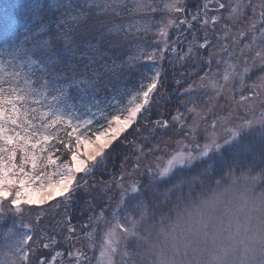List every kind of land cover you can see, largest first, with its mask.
I'll list each match as a JSON object with an SVG mask.
<instances>
[{
    "label": "snow or ice",
    "instance_id": "6c2138e0",
    "mask_svg": "<svg viewBox=\"0 0 264 264\" xmlns=\"http://www.w3.org/2000/svg\"><path fill=\"white\" fill-rule=\"evenodd\" d=\"M188 2L0 0V224L14 218L0 229V264H93L97 248L95 264H143V223L157 208L141 200L129 210L127 201L142 187L157 192L158 178L197 156L180 141L162 168L141 171L142 158L173 136H191L198 148L202 113L226 89L240 93L253 118L228 129L224 143L244 127L264 129V0H205L195 11ZM205 132L202 156L223 146L215 127ZM118 141L136 156H122L117 167ZM55 144L68 159L54 155L62 151ZM110 160L119 198L97 215L90 192L97 185L88 180ZM126 174L147 183H125ZM81 192L86 219L73 223ZM45 206L58 211L61 239L44 230L34 239L24 220L26 210L43 215Z\"/></svg>",
    "mask_w": 264,
    "mask_h": 264
},
{
    "label": "clouds",
    "instance_id": "9594fccd",
    "mask_svg": "<svg viewBox=\"0 0 264 264\" xmlns=\"http://www.w3.org/2000/svg\"><path fill=\"white\" fill-rule=\"evenodd\" d=\"M146 217L143 264H264V169L177 181Z\"/></svg>",
    "mask_w": 264,
    "mask_h": 264
},
{
    "label": "trees",
    "instance_id": "16d2710c",
    "mask_svg": "<svg viewBox=\"0 0 264 264\" xmlns=\"http://www.w3.org/2000/svg\"><path fill=\"white\" fill-rule=\"evenodd\" d=\"M202 74L203 73H201V75ZM138 77V73L134 72L129 78V83H134ZM233 90L235 91L234 95L240 98L239 92L235 89ZM247 92L248 90L246 89L243 94L247 95ZM220 98L219 104L213 103L214 108L212 111L209 110L213 106L212 105L210 107V102L216 101V98L210 101L207 104L208 106L206 105L207 107H205L202 115H206L205 120L207 122L219 121L223 115L233 109L232 105L235 99L229 101L225 96H221ZM180 137L183 136H173L170 140H168L166 145H161V148L163 149L169 145H174L170 143H177ZM142 143L143 141L140 139L139 145ZM56 147L62 149L60 152L62 155L59 157L65 160L68 159V152L63 150V146L57 144ZM120 148L123 149L124 147ZM135 155L136 153L131 152L130 148H127L126 152L124 150L123 153V156H130L133 159ZM250 165H254V167L251 169V171L254 173L264 169V129H262L259 125L242 129L241 135L238 139H234L229 144H223L219 151H212L207 156H203L193 161L190 165L179 167L168 176L158 178L155 181L157 192L154 193L151 189L142 187L140 192L134 194L128 199V208L131 210L141 200L154 208L158 203H166L171 190L174 186H176L177 181H180L185 177H190L193 174L200 173L202 170L205 171L209 177H213L222 171H239L242 169L249 170ZM142 170L143 167L141 164V171ZM110 173L112 174L113 172H111L108 164V168L106 170H100L96 172L94 178H90L88 180L89 185H97V187L90 188L92 202L96 205L97 215L99 214V210L109 203V197L112 198V205H115L116 200L119 198V189L116 188V181L114 179V177L118 176V173H114L113 177L110 175ZM130 179H140L142 185L147 183V180L143 177H140L138 174L134 176H125L124 182ZM109 182H111L112 187L111 189L105 191L104 185L108 184ZM86 199H88L87 194L81 192L79 194L77 204L73 206L75 210L74 215L76 216V219L73 220V223H76L77 220L84 221L86 219V215H80ZM57 217H59V214ZM7 226L8 224L5 223L3 224L2 228H7Z\"/></svg>",
    "mask_w": 264,
    "mask_h": 264
},
{
    "label": "rangeland",
    "instance_id": "374dc122",
    "mask_svg": "<svg viewBox=\"0 0 264 264\" xmlns=\"http://www.w3.org/2000/svg\"><path fill=\"white\" fill-rule=\"evenodd\" d=\"M15 2H16V0H4L5 6H7L10 3H15ZM158 2L161 5H163L164 3L170 2V0H162V1L158 0ZM202 2H205V0H195V1L189 0V2H188L189 11H195L197 9L198 5ZM221 2H225V3L230 2L233 5H235L237 2H239V0H221ZM214 14H216V13L215 12H209V16L214 15ZM103 48L105 51H109L113 55H115L117 52V50H115V49H110L108 47L107 43L103 44ZM119 51H125V50L121 49ZM138 75H139V73H138ZM234 93H235V91L233 89H226L224 94L221 95V96H225L227 98V100H229V101H231L232 99H235V101L232 105L233 109H231L225 115H223L219 121L207 122L205 120L206 118H204L203 120L200 121V130L196 136V143L199 145L198 148L193 147V138L191 136L180 137L179 140L177 141V143H170V144H174V145H169L163 149L160 148L159 151H155L150 156L142 158V160H141L142 167H144L145 164H151L153 169L156 170L157 166H160L161 168L166 166L167 160L170 158V153L174 154L175 151L179 147H181L180 143H178L180 141H183L184 144L188 145L187 148H184L185 151H188V150L193 151L194 155L197 156V159L203 157L202 155H200V152L203 149V145L207 142V140H206L207 133L205 132V129H207L208 132H211L213 130V127H215L216 132L220 135V143L222 145L225 144L224 143V137L227 134L228 129H231L234 127H239L240 125L245 124L247 120L253 118L252 114L247 111L246 103L241 102L240 98L235 96ZM220 97L216 98V101L210 102V104H211L210 107L213 105V103L219 104V100L221 99ZM213 108H214V105L209 110L212 111ZM256 109H257V111H256L255 115L257 118H259V116L261 115L259 103L256 104ZM203 116L205 117L206 115H203ZM247 128L248 127H244L243 129H247ZM125 135L128 137L129 140H134L135 143L137 145H139V140L141 139L140 133L130 132V133H126ZM61 138L65 139V140L67 139V137L64 136L63 134H61ZM121 139H124V137H122ZM53 143H55V141H53ZM56 145L57 144H55V146ZM120 147H124V146L121 145L118 141L117 144L114 145V149L116 152V156H115L116 166L119 165V161H120L121 157L123 156L124 150L126 152L127 148H130V150L132 152V146L131 145H129L128 147H124L125 148V149L123 148L124 150ZM54 155L61 156L62 154L60 152H57V153H54ZM135 156H134V158H135ZM197 159H195V160H197ZM109 168L111 169V172H113L111 174V176L113 177L114 173H117V171H116V167L113 166V162L111 160L109 161ZM177 168H179V166ZM177 168L173 169V171L176 170ZM172 172H170L169 174H171ZM125 176H127V174ZM131 180L132 179H130L128 181L126 180L125 183L130 184ZM53 204H55V202H53ZM40 212H41L40 209L33 208L31 210H26L25 215H24V220L26 222H31L36 229V236H34V239L38 238V236L41 233V230L47 231L49 233V235H57V238L61 239V232L63 230L60 229L58 227V225L56 224V220H58L60 218V216L57 217L58 211L56 209L51 208V206H45L44 214L40 215ZM38 215H40V219L37 221L36 217ZM5 223L8 224L7 227H9L11 224L14 223V218L9 217L7 220L4 221L3 224H5ZM3 224H0V229H6V228H2ZM100 227H101V229H103V227H104L103 222H101ZM100 235L102 236V232L100 233ZM60 247H62V245ZM98 254H99V250L97 248L96 254H95V257L93 260V264H95V259L98 258ZM90 255H91V253H90Z\"/></svg>",
    "mask_w": 264,
    "mask_h": 264
}]
</instances>
